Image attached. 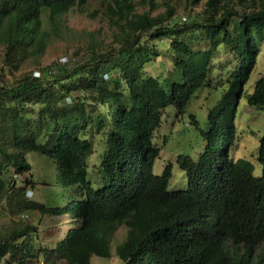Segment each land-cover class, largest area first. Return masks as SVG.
Here are the masks:
<instances>
[{
  "label": "trees",
  "instance_id": "obj_1",
  "mask_svg": "<svg viewBox=\"0 0 264 264\" xmlns=\"http://www.w3.org/2000/svg\"><path fill=\"white\" fill-rule=\"evenodd\" d=\"M91 1L0 0L6 66L19 71L28 58H42L62 18ZM97 1L115 29L110 53L95 52L84 64L58 67L56 72L24 75L11 86L0 81V204L20 217L38 212L76 221V228L55 248L40 251L46 264H91L94 256L109 259L113 238L122 227L126 238L116 254L124 264H264V136L259 142L261 177L254 175L251 162L230 157L238 107L264 42V1L259 8L257 0H206L191 22L178 21L174 4L196 8L205 0H165V12L156 16L160 6L154 1L142 13L144 1ZM165 39L171 40L174 68L183 73V82L172 83L168 92L160 79L144 73L158 55L150 43ZM193 41L208 42L210 49L196 51ZM221 48L239 56V69L209 112V129L201 131L206 146L199 159L178 158L187 189L170 191L172 164L161 175L154 173L160 157L155 132L167 108L174 107L179 116L186 113L208 84ZM91 99L106 109V116L90 120ZM247 104L264 110V76ZM190 120L199 129L196 116ZM92 124L108 129L99 171L104 185L98 190L88 180L86 164L93 143L84 132ZM28 153L54 160L57 186L76 187L65 207L28 198V188L36 186ZM27 174L28 188H17L15 178ZM24 222L7 232L0 226V264L9 263V258L28 264L40 256L35 248L37 226Z\"/></svg>",
  "mask_w": 264,
  "mask_h": 264
},
{
  "label": "rangeland",
  "instance_id": "obj_2",
  "mask_svg": "<svg viewBox=\"0 0 264 264\" xmlns=\"http://www.w3.org/2000/svg\"><path fill=\"white\" fill-rule=\"evenodd\" d=\"M136 3L147 2L146 7L140 8L139 12L150 10L151 1L159 5L160 8L154 13V16L165 12V0H134ZM167 1V0H166ZM262 1L257 0L258 7H262ZM206 0L196 8L188 7L184 3H175L178 10V21L191 22L198 18L202 13ZM45 28L49 29L48 15L44 17ZM109 20L104 15V8L100 2L93 0L84 9H75L62 18L58 33L51 31L45 55L40 59H27L19 71L6 66V49L0 45V76L3 85H13L24 75L36 74L40 76L39 71L49 70L58 71L61 59L67 58L71 62L64 69L84 64L89 61L95 52L107 55L111 52L113 44V32ZM188 40V38H187ZM170 39L151 42L150 45L156 50L157 56L146 66L145 75L160 79L168 92L172 83H182L183 73L174 68V53L170 50ZM191 46L194 50H208V42L193 41ZM260 54L257 59V65L253 71L249 82L247 83L242 99L240 101L236 126L237 137L230 149V157L234 161L240 159L247 160L255 166L254 175L261 177L263 167L258 161L259 142L264 136V110L251 108L247 104V98L254 93L257 81L264 76V42L260 46ZM240 58L230 49L221 48L216 52V58L213 63V73L208 84L201 89L190 102L184 115L179 116L174 107H169L164 111L161 127L155 132L154 143L160 149V157L154 166V173L161 175L166 166L172 164V178L169 184L170 191H182L188 187L186 173L179 167L178 158L182 155L190 156L197 161L200 154L204 151L206 142L202 132L209 129L208 116L211 109L221 100L223 93L228 89V80L239 69ZM77 64V65H74ZM74 65V66H73ZM76 96V94H74ZM87 109L90 120L98 115L106 116V109L98 106L91 99L87 103ZM196 116L199 129L191 124L190 116ZM84 135L93 143V151L86 158L87 169L89 172L88 180L93 188L98 190L104 185L99 174L102 156L106 151L105 141L108 135V129L98 130L96 124L88 127ZM45 143L44 139L39 140ZM26 159L32 166L31 175L36 183L35 189L28 188L25 180L29 174L21 177H14L17 180V188L27 187L31 192L28 195L30 200L45 204L49 207L63 208L71 200L76 187L62 188L56 184L57 167L52 158L41 156L36 153L26 154ZM11 175V174H10ZM8 175V177H10ZM6 204V203H5ZM0 204V226L7 232L20 227L21 221L37 226L38 235L35 240L36 251L47 248H55L67 235L70 229L76 228V221L68 216L63 217H42L38 212H28L23 216H17L14 212L4 208ZM127 229L122 227L113 238L112 254L109 259L94 256L91 264H124L116 254V248L119 243L126 238ZM40 255V254H39ZM6 264V262L4 263ZM16 264L9 258V263ZM28 264H46L45 255L42 253L37 259ZM65 264V263H60Z\"/></svg>",
  "mask_w": 264,
  "mask_h": 264
},
{
  "label": "built area",
  "instance_id": "obj_3",
  "mask_svg": "<svg viewBox=\"0 0 264 264\" xmlns=\"http://www.w3.org/2000/svg\"><path fill=\"white\" fill-rule=\"evenodd\" d=\"M71 62H76V59H73L72 61H70L69 59L67 58H63L61 59V63L59 64L60 67H66L67 65H69ZM36 74H38V72L35 73V76Z\"/></svg>",
  "mask_w": 264,
  "mask_h": 264
}]
</instances>
